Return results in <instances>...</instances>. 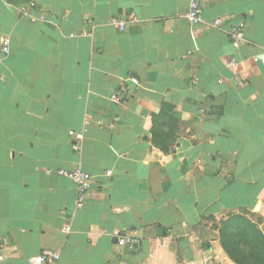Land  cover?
Returning a JSON list of instances; mask_svg holds the SVG:
<instances>
[{"label":"crops","instance_id":"1","mask_svg":"<svg viewBox=\"0 0 264 264\" xmlns=\"http://www.w3.org/2000/svg\"><path fill=\"white\" fill-rule=\"evenodd\" d=\"M189 3L0 0L2 264L45 249L56 264H235L221 222L245 213L264 234V0H202L196 26ZM164 105L169 153L151 141ZM78 167L93 176L82 208L58 174Z\"/></svg>","mask_w":264,"mask_h":264},{"label":"trees","instance_id":"2","mask_svg":"<svg viewBox=\"0 0 264 264\" xmlns=\"http://www.w3.org/2000/svg\"><path fill=\"white\" fill-rule=\"evenodd\" d=\"M164 106L162 119L154 121L151 141L169 153L176 146L178 117L171 107ZM219 229L222 247L235 264H264V234L247 214H231L221 222Z\"/></svg>","mask_w":264,"mask_h":264},{"label":"built area","instance_id":"3","mask_svg":"<svg viewBox=\"0 0 264 264\" xmlns=\"http://www.w3.org/2000/svg\"><path fill=\"white\" fill-rule=\"evenodd\" d=\"M186 18L189 21L191 26H196L200 22H202L203 19V5L202 0H190L189 8L186 13ZM130 22H134V20L127 21L122 18H112L111 25L118 28L121 31H124ZM216 25L221 23V19H217L215 21ZM232 37L233 42L236 46H239L240 43L243 40V37L241 35L240 28L235 26L232 28ZM10 38H5L3 42V52L5 54L9 53V45H10ZM133 81L138 84V80L136 78L133 79ZM111 99L114 102H119L120 97L118 94H113L111 96ZM76 138L78 140H81L83 138V134H77ZM74 147L77 149L78 146L74 144ZM58 174L61 176H64L68 179H70L74 184L76 185L77 190V199H76V205L78 208H82L87 200L88 193L91 188V184L93 181V176L89 172L85 171L81 167L75 168V169H66V168H59ZM70 228L67 227L66 231H69ZM125 237H122L119 239L121 243H129L131 246H133L136 243V238L128 240ZM60 254L58 251L53 249H45L40 254L32 257L29 259V264H56L59 261ZM5 255L4 252L0 249V264H2L5 261Z\"/></svg>","mask_w":264,"mask_h":264}]
</instances>
